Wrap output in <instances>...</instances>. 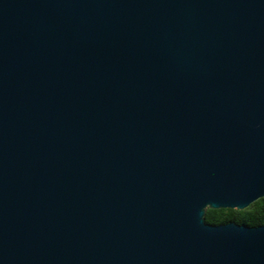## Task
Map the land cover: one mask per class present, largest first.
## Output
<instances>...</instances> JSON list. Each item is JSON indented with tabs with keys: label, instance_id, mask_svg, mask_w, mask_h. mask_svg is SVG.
Wrapping results in <instances>:
<instances>
[{
	"label": "water",
	"instance_id": "95a60500",
	"mask_svg": "<svg viewBox=\"0 0 264 264\" xmlns=\"http://www.w3.org/2000/svg\"><path fill=\"white\" fill-rule=\"evenodd\" d=\"M264 0H0V264H264Z\"/></svg>",
	"mask_w": 264,
	"mask_h": 264
},
{
	"label": "trees",
	"instance_id": "16d2710c",
	"mask_svg": "<svg viewBox=\"0 0 264 264\" xmlns=\"http://www.w3.org/2000/svg\"><path fill=\"white\" fill-rule=\"evenodd\" d=\"M205 221L210 224L235 221L248 226L262 225L264 224V197L254 201L243 210L208 208L205 213Z\"/></svg>",
	"mask_w": 264,
	"mask_h": 264
}]
</instances>
